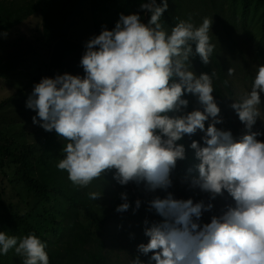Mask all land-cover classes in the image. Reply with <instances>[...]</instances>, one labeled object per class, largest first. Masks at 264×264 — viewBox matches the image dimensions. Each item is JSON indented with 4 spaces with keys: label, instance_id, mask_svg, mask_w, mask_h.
I'll list each match as a JSON object with an SVG mask.
<instances>
[{
    "label": "clouds",
    "instance_id": "1",
    "mask_svg": "<svg viewBox=\"0 0 264 264\" xmlns=\"http://www.w3.org/2000/svg\"><path fill=\"white\" fill-rule=\"evenodd\" d=\"M169 7V0H144L137 12L120 13L111 30L102 25L98 35L84 42L78 65L83 75L43 77L28 95L26 108L35 113L34 126L67 141L56 167L79 187L112 173L121 186L167 191L171 177L187 181L173 173L189 152L187 144L178 142L203 132V144H190L199 161L190 187L209 193L212 200L226 192L232 202L209 223L203 213L212 210L211 203L175 199L171 193L154 198L149 209L162 219L151 226L145 220L148 242L137 251L149 257L148 264H264V140L259 139L264 132L253 130L262 120L264 65L258 66L251 90L231 105L245 126L235 138L216 127L224 123L213 95L216 72L197 75L191 63L195 55L204 65L211 63L212 20L205 17L199 26L191 18L179 20L169 32L161 22ZM234 72L229 68L227 74ZM189 94L203 110L169 115L188 108L184 97ZM88 195L98 200L103 194ZM120 199L115 211L127 212L128 193ZM140 206L136 200L135 209ZM46 246L35 233L18 237L0 231V254L14 250L22 264H49ZM132 264H142L139 256Z\"/></svg>",
    "mask_w": 264,
    "mask_h": 264
},
{
    "label": "rangeland",
    "instance_id": "2",
    "mask_svg": "<svg viewBox=\"0 0 264 264\" xmlns=\"http://www.w3.org/2000/svg\"><path fill=\"white\" fill-rule=\"evenodd\" d=\"M56 1L52 0L49 7V1H42L41 10H38L29 20L14 27L8 32L6 38L0 37V103L11 98L10 102L0 107V142L3 141L7 144L27 142L33 146L36 145V155L42 151L45 134L42 128L33 125L32 116L35 113L26 108L27 97L36 84L33 79L37 76L40 82L43 77H47L50 66L54 65V59L58 60L61 56L59 48L68 52L65 58L58 60L63 65L61 74L67 72L83 75V69L78 66L84 52L83 45L92 35H96L91 0H80L71 13L54 8ZM177 6H179L178 9ZM170 10L173 16L179 17V20L191 18L196 26H199L205 17L212 20L210 36L217 47L219 57L218 61L212 60L210 63L212 71L214 70L218 77L213 79V95L221 109L220 118L224 121L216 127L225 131L230 130L235 138H239L244 134L245 126L231 105L251 90L258 66L264 65L261 16L254 14L253 6L249 13L245 14L242 6L235 5L233 0H171ZM168 31L170 32V30ZM191 63L193 71L197 75L205 73L193 59H191ZM229 68L235 69L232 76L227 74ZM224 77L228 81L227 86H225ZM191 96L196 110H203L197 97ZM260 110L262 120L257 121L253 130L264 132V93H261ZM174 115H182V113H173ZM209 123L211 120L205 122L206 128ZM203 135V132L198 131L194 136H185V138L189 143L195 140L203 144ZM59 139L63 144L67 143L62 138ZM259 139L264 140V137H259ZM55 173V176L52 177L48 170L46 175L48 184L52 180L56 183L64 180L66 186L68 183L72 187L75 186L69 180L66 171L60 170L59 173L56 170ZM109 176L112 178L113 174L108 173L104 177L95 179L87 187L97 191L96 183H100V185L108 186L110 192H115L117 185L109 186L107 183ZM171 179L172 187L167 191L153 192L150 201L156 197L166 198L169 193L175 199H192L194 202L203 200L205 204H213L211 211L203 213L209 223L212 216L220 215L226 204L232 202L226 192L223 197L218 196L212 200L209 193L191 188L190 181H181L176 177H171ZM75 187L80 191H84L86 188ZM22 189L25 192L23 187ZM56 190L58 191L56 195H60L57 186ZM16 192L15 190L10 193L7 190L6 193L7 199L13 200L10 202L13 206L20 200ZM104 193L109 197L108 191ZM58 202L60 205L64 203L63 200ZM95 211L101 213L97 207ZM129 214L132 213H119V215ZM43 216L44 206L39 202L31 213L32 219L29 220L55 243L68 240V232H64L62 237H57L51 230H48L49 227L55 228V224L51 219H46ZM117 220L111 219L98 233L100 241L104 243L103 252L109 258L110 264H132L136 259L134 254L137 252L138 245L142 243V238L145 236L144 232L141 225L139 229L125 230V227L131 225L137 227L138 219H126L125 224ZM83 221L87 224L90 222L86 218H83ZM201 223L203 222L201 221ZM97 246L98 242L89 248L97 250Z\"/></svg>",
    "mask_w": 264,
    "mask_h": 264
},
{
    "label": "trees",
    "instance_id": "3",
    "mask_svg": "<svg viewBox=\"0 0 264 264\" xmlns=\"http://www.w3.org/2000/svg\"><path fill=\"white\" fill-rule=\"evenodd\" d=\"M42 1L44 0H0V37L3 36L4 32L8 33L14 27L29 20L38 10H41ZM47 1H49V7L52 0ZM79 2L80 0H57L54 3V8L71 13ZM142 2L144 0H91L96 35L100 33L102 25L106 24L111 30L119 19L120 13L128 15L137 12L139 4ZM170 2L171 0H169V6ZM233 3L241 5L245 14H248L253 6L254 14L261 16V41L263 42L264 0H233ZM178 8L179 6H177ZM141 15L144 22H146L148 17L143 13ZM178 18V16L172 15L169 7V11L161 18V22L167 30L171 31L179 22ZM211 42L214 44L212 40ZM193 47L195 48V46ZM58 51L61 53L59 61L66 57V53L68 54L67 50L59 48ZM192 59L205 73L211 75L210 64L204 65L198 55H195ZM218 59V50L215 45L210 61H218ZM58 60L54 59L53 66L56 67L50 66L47 77L52 78L57 72L61 74L63 65ZM33 81L35 83L39 82V77L35 76ZM225 81L227 79L224 77ZM184 98L189 100V106L182 112V115L185 112L196 110L192 96L189 94ZM10 101L11 98L1 102L0 107ZM169 115L173 116V113H169ZM44 134V146L39 155H36V145L33 146L27 142L22 144L0 142V231L18 237L35 233L47 245L46 251L49 255V264H110L109 258L103 252L104 243L100 241L98 233L111 219H118L117 221L122 224H125L126 219H138L137 227L131 225L125 227V230L139 229L141 225L143 232L145 220L149 222L148 226H151L154 222H159L162 218L155 213L154 209H149L153 192L146 191L143 185L129 184L121 186L110 176L107 183L109 186L111 184L117 185L115 192H110L108 186L100 185V183H96L98 186L97 191L88 187L84 191H80L79 188L72 187L69 183L66 186L64 180L59 183L52 180L48 184L46 182L48 170L52 177L55 176L56 170L60 173L56 165L59 160L64 158L62 148L66 144L60 142L55 132L48 133L44 131ZM178 143L184 146L187 144L189 152L186 150L185 160L177 161L173 173L180 172L182 179L191 181L193 176L198 175V172L195 171V165L199 161L195 159V153L190 148L191 143L186 138ZM189 169H193V171L189 172ZM56 186L60 195H56L58 193ZM22 187L25 192H23ZM7 190L10 193L17 191L16 195L20 200L16 202L15 206L10 204L13 200L7 199ZM105 191L109 192V197L105 196ZM90 192H100L103 194L102 198L91 200L88 195ZM122 192L128 193L131 207L127 212L132 214L119 215L115 211L123 203L120 199ZM59 200H63L64 203L60 205ZM136 200L141 201L138 210L135 209ZM39 202L44 206L43 217L51 219L55 224V228L49 227L48 230H51L57 237H62L64 232H68V240L55 243L29 220L32 219L31 213ZM96 207L100 209L101 213L95 211ZM82 215L84 216L82 217ZM83 218L90 220L89 224L85 223ZM96 242H98L97 250L89 248ZM147 242L148 238L144 236L142 243L146 244ZM134 256L136 258L139 256L142 264H148V256H144L138 251ZM22 259V257L16 255L14 250H10L7 255L0 254V264H22Z\"/></svg>",
    "mask_w": 264,
    "mask_h": 264
}]
</instances>
